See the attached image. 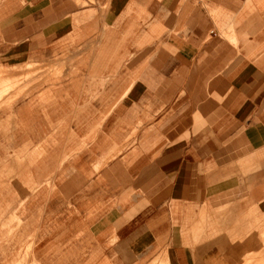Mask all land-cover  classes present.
Wrapping results in <instances>:
<instances>
[{
    "label": "rangeland",
    "instance_id": "1",
    "mask_svg": "<svg viewBox=\"0 0 264 264\" xmlns=\"http://www.w3.org/2000/svg\"><path fill=\"white\" fill-rule=\"evenodd\" d=\"M160 1L124 0L123 19H135L121 22L108 14L113 0H102V23L91 29L98 36L102 30V38L94 40L102 41L109 58H102L98 73L88 69L92 53L72 52L88 38L74 33L71 23L56 38L39 31L26 37L20 21L0 16V264H121L122 256L129 264H165L169 259V232H155L158 240L143 245L129 229H121L150 205L151 216L162 210L156 202L163 199L151 196L162 191V184L148 188L138 181L146 167L137 163L148 150L146 126L153 120L161 124L154 116L164 104L131 100L133 90L154 92L145 78L147 55L137 50H145L148 41L152 45L162 40L164 22L151 20L147 8ZM7 5L8 0H0L1 13ZM247 13L258 10L251 5ZM226 14L216 15L207 38L217 32L227 39L230 31L235 34L230 41L237 45L243 23ZM82 22L75 19V29ZM13 24L8 35L7 26ZM117 30V38L107 37ZM42 49L56 52L57 60L44 65L36 52ZM117 63L126 69L120 85L109 92L113 70L106 67ZM32 151L40 156L34 159L37 164L29 165ZM157 168L163 172L162 166ZM16 185L24 192L14 190ZM225 211L219 214L220 226L227 222ZM210 218L204 206L193 230L199 242L211 240ZM251 224L252 241L260 245L252 246L246 260L237 264H264V214L252 213ZM64 228L66 236H52ZM147 232L144 228L139 233ZM214 237L235 241L227 229L215 230Z\"/></svg>",
    "mask_w": 264,
    "mask_h": 264
},
{
    "label": "crops",
    "instance_id": "2",
    "mask_svg": "<svg viewBox=\"0 0 264 264\" xmlns=\"http://www.w3.org/2000/svg\"><path fill=\"white\" fill-rule=\"evenodd\" d=\"M84 1L86 6L75 0H8L5 14L0 12V16H12L7 22L20 21L26 37L39 31L44 37L56 38L65 23H71L74 33L88 38L78 42L72 52L92 53L88 69L98 73L102 58H109L103 54L109 51L102 50V41L94 40L102 38V30L99 36L93 30L95 23H102V0ZM155 4L148 3L147 8L151 20L164 22L162 40L152 45L148 41L145 50H137L147 55L145 78L155 88L147 94L133 90L131 100L164 104L154 116L162 119L161 124L153 120L146 126L148 150L137 163L146 167L138 181L148 188L162 184V191L151 195L163 199L156 202L162 210L151 216L150 205L121 229H129L131 236L136 235L134 240L145 241L143 245L158 240L155 232H169L165 264H237L246 260L252 246L260 245L252 241L251 215L257 211L264 214V0H205L207 8L204 0H161ZM112 5L108 14L115 21L135 19H123L120 6L124 0H113ZM251 5L258 13H247ZM220 11L243 23L237 30V38L242 39L237 45L231 43L235 34L230 31L227 39L217 32L207 38ZM82 18L83 24L75 29L73 22ZM14 29V24L8 25L6 33L12 35ZM107 37L117 38L118 30ZM36 52L44 65L57 60L54 51ZM110 65L106 70L113 72L107 84L112 92L120 85L126 67ZM174 103L178 106L172 109ZM146 112L152 115L151 110ZM36 156L40 154L30 153L29 165L38 163ZM14 190L24 192L21 185ZM204 206L211 215L209 242H199L193 234ZM224 209L227 222L220 226L219 214ZM144 228L148 232L139 233ZM220 229L229 230L235 241L215 239L214 232ZM67 233L64 228L52 236ZM129 261L120 258L121 264Z\"/></svg>",
    "mask_w": 264,
    "mask_h": 264
}]
</instances>
